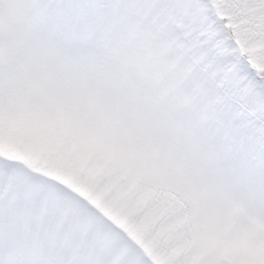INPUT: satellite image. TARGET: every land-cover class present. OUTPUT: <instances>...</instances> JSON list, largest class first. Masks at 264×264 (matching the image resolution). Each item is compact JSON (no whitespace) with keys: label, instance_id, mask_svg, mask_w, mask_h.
I'll return each instance as SVG.
<instances>
[{"label":"snow or ice","instance_id":"obj_1","mask_svg":"<svg viewBox=\"0 0 264 264\" xmlns=\"http://www.w3.org/2000/svg\"><path fill=\"white\" fill-rule=\"evenodd\" d=\"M0 264H264V0H0Z\"/></svg>","mask_w":264,"mask_h":264}]
</instances>
